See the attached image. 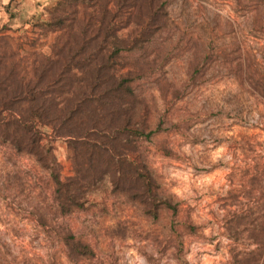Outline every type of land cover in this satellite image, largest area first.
Here are the masks:
<instances>
[{
	"label": "rangeland",
	"instance_id": "1",
	"mask_svg": "<svg viewBox=\"0 0 264 264\" xmlns=\"http://www.w3.org/2000/svg\"><path fill=\"white\" fill-rule=\"evenodd\" d=\"M54 1L0 0V29L11 35L24 67L33 50L48 52L52 37L37 38L27 21L44 18ZM164 1L169 26L151 43L156 64L136 90L151 125L159 124L141 144L143 156L180 202L178 215L151 221L106 185L88 196L86 209L57 215L46 173L0 145V264H178L175 232L185 264H221L231 248L243 247L226 237L224 222L264 192V4ZM195 62L198 83L185 84ZM51 144L61 175L70 174L63 138ZM182 221L197 225V233H183ZM64 227L89 243L90 259L66 258L57 238Z\"/></svg>",
	"mask_w": 264,
	"mask_h": 264
},
{
	"label": "trees",
	"instance_id": "2",
	"mask_svg": "<svg viewBox=\"0 0 264 264\" xmlns=\"http://www.w3.org/2000/svg\"><path fill=\"white\" fill-rule=\"evenodd\" d=\"M44 10V18L33 14L27 23L37 38L52 36L48 52L33 50L26 67L11 35L0 29V145L29 156L46 173L57 215L86 209L88 196L106 185L147 219L172 220L180 202L163 188L141 150L159 124L151 125L149 105L136 90L156 64L151 43L169 26L165 1L55 0ZM196 64H189L185 84L198 83ZM54 138H63L68 150L66 176ZM253 198L225 219L226 237L243 247L231 248L229 261L221 264H264V192ZM179 226L183 233L198 231L189 221ZM174 235L175 259L185 264L181 235ZM57 238L69 261L93 256L89 243L69 228L59 229Z\"/></svg>",
	"mask_w": 264,
	"mask_h": 264
}]
</instances>
